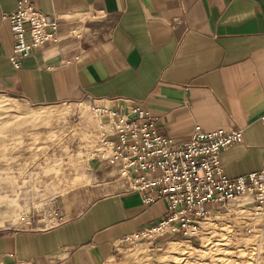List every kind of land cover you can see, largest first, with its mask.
I'll return each instance as SVG.
<instances>
[{"label":"crops","instance_id":"1","mask_svg":"<svg viewBox=\"0 0 264 264\" xmlns=\"http://www.w3.org/2000/svg\"><path fill=\"white\" fill-rule=\"evenodd\" d=\"M16 2L0 0V92L30 105L139 106L159 133L180 141L195 125L242 129L243 140L220 153L223 172L234 178L264 165V0H36L59 15L58 36L18 68L1 18ZM98 162L90 185L101 193L58 225L1 237L0 258L106 264L120 237L165 215L164 199L145 204Z\"/></svg>","mask_w":264,"mask_h":264},{"label":"rangeland","instance_id":"2","mask_svg":"<svg viewBox=\"0 0 264 264\" xmlns=\"http://www.w3.org/2000/svg\"><path fill=\"white\" fill-rule=\"evenodd\" d=\"M45 108H53V113L30 117ZM91 110L87 102L30 105L0 92V238L19 229L43 230L58 225L101 193L90 185L94 179L90 167L99 163L94 156L99 124ZM103 166L114 168L106 163ZM238 203L210 219L201 239L191 245L166 236L136 246L119 244L106 264H174V256L182 257L186 252L187 264H212L210 251L217 245L211 242L226 244L229 251L218 255L224 260L214 264L229 260L231 264H264V219L254 213L253 204ZM248 227H252L251 232ZM213 231L222 234L221 239L213 238L207 245L209 251L206 237ZM0 264L15 263L0 258Z\"/></svg>","mask_w":264,"mask_h":264},{"label":"built area","instance_id":"3","mask_svg":"<svg viewBox=\"0 0 264 264\" xmlns=\"http://www.w3.org/2000/svg\"><path fill=\"white\" fill-rule=\"evenodd\" d=\"M1 18L12 27L9 60L15 68L22 58L57 39L59 15L43 13L36 0H17ZM70 33L78 37L74 29ZM91 109L100 129L94 155L98 161L114 167L118 179L141 193L145 204L159 199L167 203L163 217L120 237L118 245L136 246L165 236L191 245L201 239L210 219L230 211L240 198L244 202L239 205L253 204L254 213L264 219V165L230 178L220 162L223 150L243 140L242 129L206 131L195 125L188 139L180 141L159 133L156 117L139 106ZM261 119L264 122V114Z\"/></svg>","mask_w":264,"mask_h":264},{"label":"bare ground","instance_id":"4","mask_svg":"<svg viewBox=\"0 0 264 264\" xmlns=\"http://www.w3.org/2000/svg\"><path fill=\"white\" fill-rule=\"evenodd\" d=\"M49 107V106H48ZM53 113V108H45V109H43V110H41V111H39V112H36L33 116H30V117H33V118H35V119H38V118H41V117H43V116H46V115H48V114H52ZM209 234V233H208ZM219 234H222V233H216V232H214L213 231V233H211V235L210 236H208V237H206V246L207 245H209V243L212 241V239L213 238H216V239H221L220 237H219ZM224 236H226V234L224 233L223 234ZM213 240H215V239H213ZM215 242V241H214ZM211 244L212 245H217V247L215 248V249H212L211 251L208 249V247L209 246H207L206 248H207V250H209L210 252H211V254H210V252H209V259H211V260H209V262L210 263H212V264H214V262H222L224 259H223V257H217L218 255H222V256H225V255H227V254H229V251H226V249H225V247H224V245H226V244H213V242H211ZM228 244V243H227ZM226 248H228L227 246H226ZM188 251V250H187ZM187 254H188V252H186ZM183 254H185V252H183ZM187 254H185V255H182V257H178V258H176L177 256H174L175 258H173V263L174 264H187V262H189V258H188V256H187ZM189 255V254H188ZM179 256H180V254H179ZM185 256V257H184ZM217 257V258H216ZM228 257V256H227ZM231 257V256H230ZM188 258V259H187ZM192 258V257H191ZM215 258V259H214ZM166 259V258H165ZM168 259V258H167ZM213 259V260H212ZM223 259V260H222ZM228 259V258H227ZM172 260V259H171ZM170 260V261H171ZM229 260V259H228ZM228 260H225V262L226 261H228ZM159 261V260H158ZM193 261V260H192ZM155 262V261H154ZM154 262H152V263H154ZM167 262H169V260L167 261ZM194 262V261H193ZM231 262H232V260H229L228 262H226L227 264H231ZM151 263V262H150ZM171 263H172V261H171ZM149 264V263H148ZM163 264V263H162ZM190 264V263H189Z\"/></svg>","mask_w":264,"mask_h":264}]
</instances>
